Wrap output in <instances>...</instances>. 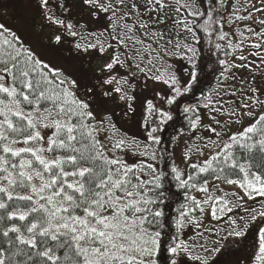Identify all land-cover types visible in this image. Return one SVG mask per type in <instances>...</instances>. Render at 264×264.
Here are the masks:
<instances>
[{
  "label": "snow or ice",
  "instance_id": "1",
  "mask_svg": "<svg viewBox=\"0 0 264 264\" xmlns=\"http://www.w3.org/2000/svg\"><path fill=\"white\" fill-rule=\"evenodd\" d=\"M76 4L93 18L104 14V30H78L69 19ZM17 7L41 17L54 48L94 56L100 75L81 94L78 78L0 22V264H161L164 253V264H217L230 239L245 246L237 264H264V0ZM203 46L219 74L202 102L183 109L188 131L172 138L180 163L168 153L161 167L171 109L140 100L142 131L130 135L114 109L97 115L94 97L135 113L142 74L166 86L153 89L162 103L176 104L199 82ZM169 181L183 194L173 217Z\"/></svg>",
  "mask_w": 264,
  "mask_h": 264
},
{
  "label": "trees",
  "instance_id": "2",
  "mask_svg": "<svg viewBox=\"0 0 264 264\" xmlns=\"http://www.w3.org/2000/svg\"><path fill=\"white\" fill-rule=\"evenodd\" d=\"M13 6L17 4V0L13 1ZM21 16H25V11L20 13ZM31 14H28V18ZM35 16H38L35 15ZM1 17V14H0ZM32 17V16H31ZM71 22L77 24V29L79 30L80 25L87 26V32L90 33H99L104 30L105 25L107 24V17L104 14H100L99 18H93L87 14V12L76 4V6L72 9V16L69 18ZM0 22L2 20L0 19ZM9 26L7 22H3ZM36 24V23H35ZM62 31V30H61ZM32 32V30H31ZM37 35V34H36ZM39 36V35H37ZM107 37V33H105V38ZM95 37L92 38L91 41L94 42ZM83 43L84 41H80ZM65 50L63 51V55L61 58L63 59L64 65H68L71 67V72L75 78H78L81 82V94L84 92V85L91 84L94 82L95 77L100 75L98 64L100 61L96 60L93 57H89L86 54L83 56H79L74 50L69 52L67 51V46H62ZM52 48V49H50ZM56 49V50H55ZM53 50L52 57L57 56L61 49L54 48L50 44L47 45V51ZM59 50V51H58ZM93 51L94 50H90ZM61 55V53H60ZM209 51L207 46H203V51L201 53V59L199 61L200 67L197 69L199 75V82L194 86L193 91L189 94H186L184 98H180L179 102L173 105H167L166 103H162L159 97L155 96V92L159 91L161 88H166L164 85H159L151 80L145 81L143 75L139 77L140 87L137 88V95L139 96V100L134 104L136 109L135 113H129L128 116H124L123 113L125 111L126 106L123 102L113 103L111 100H107L101 98L99 94L94 97L93 107L97 109V115L102 116L105 114L106 109H114L115 115L113 116V120L117 122L118 127H122L123 130L127 131L130 135L141 132L142 130L138 127V121L141 117L142 113V104L140 100H143L145 97L148 99H153L154 103L159 107H163L166 110L171 109L173 119L169 121L165 126L162 127L160 135H161V149L165 151V161L161 167H164L169 163L168 153H173L175 155V151L177 150L176 144L172 142L173 137H178L183 130L185 133L188 131V122L186 119V114L183 109L188 104H196L198 101H201L202 94H207L208 89L212 87L215 83V77L219 74L220 66L215 63L216 57L213 55L209 58ZM170 63L175 64L177 69H181L182 66L188 67L187 63L184 61L176 62L170 61ZM159 67V65H158ZM165 69L160 67V71H164ZM147 84V87L144 85ZM202 102V101H201ZM141 139L143 136L140 137ZM184 139H188V135L184 136ZM183 144H181V148ZM180 152V149H178ZM166 193L168 196V200L166 201L167 207L165 208L166 215L168 217L175 216V209L177 205L183 202V194L181 190L175 187L174 182H166L165 184ZM173 229L171 227L166 228V231L171 232ZM167 256V253H164L161 257V264H164V257Z\"/></svg>",
  "mask_w": 264,
  "mask_h": 264
},
{
  "label": "rangeland",
  "instance_id": "3",
  "mask_svg": "<svg viewBox=\"0 0 264 264\" xmlns=\"http://www.w3.org/2000/svg\"><path fill=\"white\" fill-rule=\"evenodd\" d=\"M21 12L22 11L17 7V4L13 6L11 0H0V14H1L0 19L2 20V22H7L9 26L18 29L22 37L25 39V41L27 43H31L32 46L42 57L46 59H51L57 66L63 67L66 72L71 73L73 75L70 66L68 65L63 66L64 62L63 59L61 58V56L63 55V51H60L58 55L54 57H52L53 56L52 52L54 53L55 51L53 50L47 51V45L49 43L47 41L46 34L48 32V29L43 26L41 17L38 15L34 17L30 16L31 18L30 17L28 18L27 17L29 14L28 11L25 10V16H21L20 15ZM33 24L37 26L35 32L33 31L31 32ZM36 34L39 36H37ZM92 38L93 37L91 36L88 37L89 40H92ZM175 157H176V162L180 163L178 149L175 151ZM249 204H251L252 207H257V205L253 204L251 201H249ZM193 236H194V231L190 227L186 230V235L184 238L188 239L189 237H193ZM245 255H246L245 246L242 243H234L233 240L230 239L227 242L226 249L223 250L222 253L219 255L217 264H237L238 260L242 259ZM189 264H194V262L189 261Z\"/></svg>",
  "mask_w": 264,
  "mask_h": 264
}]
</instances>
